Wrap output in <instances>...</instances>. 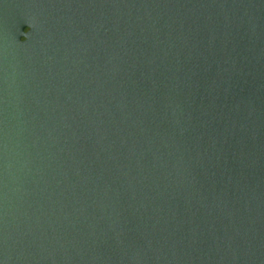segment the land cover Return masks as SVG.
<instances>
[{
	"label": "water",
	"instance_id": "obj_1",
	"mask_svg": "<svg viewBox=\"0 0 264 264\" xmlns=\"http://www.w3.org/2000/svg\"><path fill=\"white\" fill-rule=\"evenodd\" d=\"M0 264H264V0H0Z\"/></svg>",
	"mask_w": 264,
	"mask_h": 264
}]
</instances>
